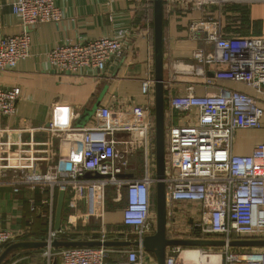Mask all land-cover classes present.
Returning a JSON list of instances; mask_svg holds the SVG:
<instances>
[{
	"label": "built area",
	"instance_id": "built-area-1",
	"mask_svg": "<svg viewBox=\"0 0 264 264\" xmlns=\"http://www.w3.org/2000/svg\"><path fill=\"white\" fill-rule=\"evenodd\" d=\"M264 3V0H163V11L173 14L178 9L200 11L198 18L188 22L190 36L209 46L192 52L193 64L189 74L180 77L174 71L164 80V88L173 82L186 83L182 93L168 94V116L181 123L165 125V173L163 183L166 194V235L170 238H207L221 235L225 241L236 238H264V143H258L249 154H234L231 144L236 130L259 128L263 109L255 96L245 92L217 86V80H229L253 88L264 94V36L243 37L236 32H225L222 26L224 8L228 4ZM12 12L20 18L23 30L16 35L0 36V72L12 69L19 60L29 55L30 28L37 23L59 21L62 10L54 0H16ZM123 42L114 37H101L83 41H67L46 52L53 71L73 75L82 69L102 73L108 62L123 55ZM212 72L210 76L208 73ZM215 87L216 91L202 95L194 87ZM18 86H0V184L10 185L14 192L21 188L47 190L50 194L47 211L45 241L51 243L70 232L74 216L54 229V195L69 189L78 199L95 189L103 193L106 184H114L117 198L124 193L125 205L122 223L141 242L154 231L152 218V188L157 179L154 154L150 153L154 119L137 121L148 116L141 105H132L118 111L123 118L112 126L72 127L69 109L56 107L46 125L50 136L57 137L60 149L52 142H15L12 150L9 127L2 118L15 113L20 97ZM141 93L148 103L154 102V76L141 82ZM65 109L64 119L58 111ZM113 111L98 108V119H110ZM121 130L123 135H115ZM70 134V135H69ZM37 144L43 149L33 148ZM66 145L65 150L62 147ZM141 144L144 151L142 172L126 177L131 169V156ZM27 145L28 148H23ZM63 151H65L63 153ZM45 163L44 169L39 165ZM86 172L110 175L108 178H84ZM122 193V194H121ZM32 211L39 210L34 199H29ZM178 212V214H177ZM180 213V214H179ZM170 215L174 225L170 226ZM186 222V223H185ZM101 232L107 233L103 221ZM183 234L184 236L180 235ZM12 229H0V251L14 242ZM104 237V236H103ZM101 238L104 240L106 238ZM107 237V236H106ZM196 248V249H194ZM44 249V248H43ZM194 251L196 258L186 252ZM147 251L141 245L125 248L103 246H77L53 249L45 247L46 264H144ZM217 256L216 262L212 256ZM154 258V256H153ZM207 258H209L207 260ZM155 260V258H154ZM165 264H264V248L245 249L241 252L230 246L165 248ZM156 264V260L154 261Z\"/></svg>",
	"mask_w": 264,
	"mask_h": 264
},
{
	"label": "crops",
	"instance_id": "crops-1",
	"mask_svg": "<svg viewBox=\"0 0 264 264\" xmlns=\"http://www.w3.org/2000/svg\"><path fill=\"white\" fill-rule=\"evenodd\" d=\"M16 0H0V36L16 35L22 32L20 18L11 10V3ZM148 0H54L55 6L62 10L63 17L59 21L37 23L30 28L29 55L17 62L6 71L0 72V86L7 88L18 86L20 97L15 103V113L3 117L2 125L12 131L10 141L12 150L17 149L15 142H27L33 138L37 143L51 141L52 147L61 148L57 137H52L48 131L42 129L51 121L54 108L69 109L70 125L72 127L112 126L123 118L118 113L132 105H141L148 111V116H142L137 121L154 119V102L148 103L141 93V82L153 75V34L151 22L139 19L138 10ZM200 11L178 9L173 14L164 13L163 53L164 80L173 71L180 75L189 74L193 64L192 52L209 46L197 42L188 31V22L198 18ZM240 19H243L241 21ZM222 26L225 32H236L243 37L264 36V3L228 4L224 8ZM101 37H114L123 42V55L107 63L105 70L99 73L93 69H82L76 74H59L53 71L46 58V52L67 41H83ZM184 69L186 70L183 74ZM217 86L233 88L255 96L263 109L259 128L236 130L231 151L234 154H249L258 143H264V94L257 93L253 88L229 80H217ZM186 83L179 80L173 82L167 93H182ZM216 91L215 87H194L196 94L202 95ZM167 94V95H168ZM107 107L113 111L110 119L96 118L98 108ZM119 111V112H118ZM65 109L58 111L64 119ZM167 123H181L174 117L171 119L166 113ZM41 123V124H40ZM30 124V127L13 128L14 125ZM70 135V134H69ZM115 135L121 136L118 130ZM55 140L57 143H55ZM150 153L154 154V132L151 136ZM141 144L136 147L135 156L140 165L131 162L128 170L133 176L142 172L144 151ZM138 146L141 147L139 152ZM65 150L66 145L62 144ZM23 148H28L23 145ZM33 148L43 149L45 146L37 144ZM65 151H63L64 153ZM155 162V161H154ZM45 163L39 168L44 169ZM155 172V171H154ZM122 194V193H121ZM92 189L78 199L65 192L61 222L67 217L74 216L79 223L85 217L91 221L97 218L118 228L122 223V211L125 205L124 193L116 199V190L107 196ZM50 194L39 188H21L14 192L10 185L0 184V229H12L16 234L15 241L38 240L39 235L46 228L47 202ZM58 192L53 199L56 205ZM29 199H34L39 210L32 211ZM73 210V212L71 211ZM43 211V212H42ZM118 226V227H117ZM11 256L6 264H46L45 257L40 251H22Z\"/></svg>",
	"mask_w": 264,
	"mask_h": 264
},
{
	"label": "water",
	"instance_id": "water-1",
	"mask_svg": "<svg viewBox=\"0 0 264 264\" xmlns=\"http://www.w3.org/2000/svg\"><path fill=\"white\" fill-rule=\"evenodd\" d=\"M153 2V71H154V157H155V230L146 235L141 242L130 239H55L48 244L45 240H21L5 246L0 251V264H3L9 256L16 252L52 247L53 249L77 246H103L106 248H125L141 245L145 251L154 255L156 264H165V248L167 246L181 247H239V248H264V238L249 239L236 238L230 241L224 239L208 238H170L166 235V194L163 183L165 173V97H164V53H163V0ZM191 68V67H190ZM210 76L212 72L208 73ZM110 175H102L98 172H86L84 178H108ZM118 177H132L133 174L117 175ZM65 192L58 191V197L54 211V229L61 225L63 202ZM56 264V260L52 262Z\"/></svg>",
	"mask_w": 264,
	"mask_h": 264
},
{
	"label": "rangeland",
	"instance_id": "rangeland-1",
	"mask_svg": "<svg viewBox=\"0 0 264 264\" xmlns=\"http://www.w3.org/2000/svg\"><path fill=\"white\" fill-rule=\"evenodd\" d=\"M41 124V123H40ZM24 128V127H30V124H24V125H14L12 126L13 128ZM55 143L56 140H55ZM141 146V145H140ZM138 146V149H139V152L141 150V147ZM135 162L140 165V161L135 158V156L132 157V164H135ZM155 171V167L153 169V173ZM137 176V175H136ZM115 191V185L114 184H106L105 186V193L107 196H109L110 193H114ZM67 194H71V189H69L67 191ZM106 196V197H107ZM108 198V197H107ZM71 211L73 212V210L71 209ZM178 214V212H177ZM180 214V213H179ZM152 218H154V230H155V221H156V214H155V204H154V209H153V212H152ZM67 222V221H66ZM170 226H173L174 225V219L172 217V215H170ZM186 223V222H185ZM71 228L70 232H67L65 234L62 235V238L61 239H101L103 236V238H106V239H130V240H133L135 238V235L133 234V231L134 230H131L130 228H128L127 230H125L124 232L121 231V232H115L113 234L109 233H105L103 234L101 232V226L99 225V219L97 218H94V220L92 219L91 221L88 219V217H85L84 220H81L79 223L76 221L75 223L71 224V226H69ZM153 230V231H154ZM182 236H184L183 234H180ZM108 236V237H106ZM207 247H205L206 249ZM45 249V248H44ZM44 249H41L40 250V253H43L44 252ZM196 249V248H194ZM236 251H243L242 248L240 249H237ZM19 253H25V252H19ZM147 254V258L145 260V263L144 264H154V258H153V254L150 253V252H146ZM17 256V254H15ZM209 258H207L208 260Z\"/></svg>",
	"mask_w": 264,
	"mask_h": 264
},
{
	"label": "trees",
	"instance_id": "trees-1",
	"mask_svg": "<svg viewBox=\"0 0 264 264\" xmlns=\"http://www.w3.org/2000/svg\"><path fill=\"white\" fill-rule=\"evenodd\" d=\"M141 7H142L141 11L138 10V17H139V19H144V21L149 20L151 22V30H152V34H153V2H152V0H148L147 2H144V4ZM240 20L243 21V19H240ZM164 23L165 22H163V25H164ZM167 94H168L167 90H164V97H165V114H164V116H165V125L167 123L166 122L167 121V117H166V111H167L166 100H167V97H168ZM151 202H152V209H154V204H155V186L152 188ZM54 208H55V204H54ZM41 210L46 212V208L45 207L41 208ZM127 229H128V227L124 226L123 223H121V225L118 228H114V227H112L109 224L106 226V231H107L108 235H109V233L113 234L115 232H118L119 230H120L119 232H121V231L124 232ZM45 230H46V228L42 231L43 233H41V235H39L40 239H38V240H42V238L44 237V234H45ZM167 236H168V234H167ZM207 238L208 239L209 238L210 239H223V236H221V235H208ZM231 238L232 239H236V237L234 235H232ZM215 249H218V247H215ZM237 249H240V248L239 247H232V250H237ZM242 249L245 250V249H251V248H242ZM40 250L41 249H33V250H28V251H36L37 252V251H40ZM16 253H18V252H16ZM16 253L12 254L11 256L15 255ZM11 256H9L8 259ZM8 259L3 264H6Z\"/></svg>",
	"mask_w": 264,
	"mask_h": 264
},
{
	"label": "bare ground",
	"instance_id": "bare-ground-1",
	"mask_svg": "<svg viewBox=\"0 0 264 264\" xmlns=\"http://www.w3.org/2000/svg\"><path fill=\"white\" fill-rule=\"evenodd\" d=\"M185 256L188 257V258H196L197 257V253L194 252V251H189V252H186ZM211 260L214 261V262H216L217 256H214L213 255L212 258H211Z\"/></svg>",
	"mask_w": 264,
	"mask_h": 264
}]
</instances>
